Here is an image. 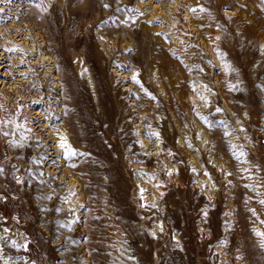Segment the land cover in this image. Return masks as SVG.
Segmentation results:
<instances>
[{"label":"rangeland","instance_id":"1","mask_svg":"<svg viewBox=\"0 0 264 264\" xmlns=\"http://www.w3.org/2000/svg\"><path fill=\"white\" fill-rule=\"evenodd\" d=\"M263 43L264 0H0V264H264Z\"/></svg>","mask_w":264,"mask_h":264},{"label":"bare ground","instance_id":"2","mask_svg":"<svg viewBox=\"0 0 264 264\" xmlns=\"http://www.w3.org/2000/svg\"><path fill=\"white\" fill-rule=\"evenodd\" d=\"M139 3H140V2H139ZM190 10H191V9H190ZM187 12H188V11H187ZM188 14H189V13H188ZM197 14H198V13H197ZM188 16H189V15H188ZM193 16H194V15H193ZM190 18H191V17H190ZM196 18H197V16H196ZM169 19H171V18H169ZM192 20H193V18H192ZM197 20H200V18L197 19ZM198 24H199V23H198ZM171 25H172V24H170V26H171ZM195 26H196V25H195ZM199 26H200V25H199ZM209 26H210V24H209ZM199 28H201V27H199ZM202 28H203V27H202ZM205 28H206V27H205ZM208 28H209V27H208ZM211 28H212V26H211ZM214 28H215V27H214ZM195 29H197V28H195ZM209 29H210V28H209ZM18 30H19V29H18ZM197 31H198V30H197ZM204 31H205V29H203V32H204ZM206 31H207V30H206ZM215 31H216V30H215ZM203 32H202V33H203ZM17 33H18V32H17ZM210 33H211V32H210ZM215 33H216V32H215ZM198 34H199V33H198ZM203 34H204V33H203ZM208 34H209V30H208ZM101 35H102V33H101ZM171 35H172V34H171ZM199 35H200V34H199ZM214 35H215V34H214ZM172 36H173V35H172ZM172 36H171V37H172ZM206 36H208V35H206ZM209 36H211V34H209ZM212 36H213V35H212ZM101 37H102V36H101ZM203 37H204V35H203ZM205 39H206V37H205ZM208 39H209V37L207 38V40H208ZM210 39H211V37H210ZM261 39H263V38L261 37ZM16 40H17V39H16ZM201 40H202V39H201ZM212 40H214V39L212 38ZM43 41H44V40H43ZM43 41H42V42H43ZM175 41H177V40H175ZM261 41H262V40H261ZM34 42H35V41H34ZM109 42H110V41H109ZM170 42H171V39H170ZM172 42H174V40H173ZM203 42H204V41H203ZM206 42H207V41H206ZM209 42H210V41H209ZM213 42H214V41H213ZM16 43H17V42H16ZM111 43H112V42H111ZM111 43H110V44H111ZM117 44H118V43H117ZM175 44H176V43H175ZM211 44H213V43H211ZM263 44H264V43H263ZM21 45H22V44H21ZM27 45H28V44H27ZM111 45H112V44H111ZM122 45H123V44H122ZM24 46H25V45H24ZM108 46H109V44H108ZM113 46H116V45H113ZM123 46H124V45H123ZM208 46H211V45H208ZM212 46H213V45H212ZM26 47H27V46H26ZM17 48H18V47H17ZM207 48H208V47H207ZM15 49H16V48H15ZM19 49H20V48H19ZM19 49H18V50H19ZM173 49H174V48H173ZM175 49H176V48H175ZM42 50H43V49H42ZM214 50H215V49H214ZM24 51H25V50H24ZM45 51H46V50H45ZM173 51H174V50H173ZM211 51H212V50H211ZM214 52H215V51H214ZM216 52H217V51H216ZM216 52H215V53H216ZM48 53H49V52H48ZM43 55H44V54H43ZM48 55H49V54H48ZM49 57H50V56H49ZM42 58H45V59H46L45 56L42 57ZM74 59H75V58H74ZM76 59H77V58H76ZM80 59H81V58H80ZM41 61H42V60H41ZM78 61H79V60H78ZM17 62H19V61H17ZM82 62H84V61L82 60ZM79 63H80V61H79ZM0 64H1V63H0ZM19 68H20V67H19ZM26 68H27V67H26ZM83 68H85V67H83ZM20 69H21V68H20ZM20 69H19L18 71H20ZM24 69H25V68H24ZM29 69H30V68H29ZM9 70H10V68H9ZM22 70H23V69H22ZM28 71H29V70H28ZM81 71H82V70H81ZM221 71H222V70H221ZM0 72H1V71H0ZM2 72H3V71H2ZM8 73H9V71H8ZM87 73H88V72H87ZM25 74H26V73H25ZM89 74H90V73H89ZM89 74H88V75H89ZM11 75H12V74H10V77H11ZM0 76H1V75H0ZM218 76H219V75H218ZM218 76H217V77H218ZM88 77H89V76H88ZM158 77H159V76H158ZM11 78H12V77H11ZM13 78H14V77H13ZM15 78H16V77H15ZM20 78H21V76H20ZM24 78H25V77H24ZM89 79H90V78H89ZM157 80H158V78H157ZM7 81H8V80H7ZM59 81H60V80H59ZM87 81H88V80H87ZM159 81H160V80H159ZM159 81H158V82H159ZM88 82H89V81H88ZM2 83H3V81H2ZM7 83H8V82H7ZM7 83H6V84H7ZM91 83H93V82H91ZM219 83H220V82H219ZM8 84H9V83H8ZM13 84H14V83H13ZM15 84H16V83H15ZM19 84H22V82L19 83ZM58 84H59V83H58ZM164 84H165V83H164ZM164 84H162V85H164ZM166 84H167V83H166ZM166 84H165V85H166ZM10 85H11V84H10ZM176 85H177V84H176ZM176 85H175V86H176ZM13 86H14V85H13ZM173 86H174V85H173ZM177 86H178V85H177ZM21 87H22V86H21ZM165 87H167V86H165ZM171 87H172V86H171ZM177 88H178V87H177ZM16 89H17V88H16ZM19 89H20V88H19ZM161 89H162V88H161ZM11 90H14V89L12 88ZM23 90H24V89H23ZM162 90H163V89H162ZM164 90H165V89H164ZM7 91H8V90H7ZM19 91H22V90L20 89ZM175 91H176V90H175ZM179 91H180V90H179ZM222 91H223V90H222ZM9 92H10V90H9ZM11 92H12V91H11ZM16 92H17V91H16ZM164 92H165V91H164ZM169 93H170V92H169ZM169 93H168V94H169ZM175 93H176V92H175ZM221 93H222V92H221ZM8 94H9V93H8ZM168 94H167V95H168ZM6 95H7V94H6ZM165 95H166V94H165ZM222 95H223V94H222ZM170 96H171V94H170ZM187 96H188V94H187ZM26 97H27V96H26ZM171 97H172V96H171ZM178 97H179V96H178ZM181 97H182V96H181ZM33 98H34V97H33ZM21 99H22V98H21ZM26 99H27V98H26ZM31 99H32V98H31ZM34 99H35V98H34ZM37 100H38V99H37ZM37 100H36V101H37ZM31 101H32V100H31ZM26 102H27V101H26ZM33 104H34V103H33ZM38 106H39V105H38ZM33 108H34V107H33ZM33 108H32V109H33ZM36 109H37V108H36ZM147 109H148V108H147ZM170 109H171V108H170ZM35 111H37V110H35ZM41 113H42V112H41ZM39 116H40V113H39ZM40 117H41V116H40ZM31 121H32V120H31ZM44 121H45V120H44ZM45 122H46V121H45ZM45 122H44V123H45ZM61 122H62V121H61ZM47 123H48V122H47ZM49 123H50V122H49ZM58 123H59V122H58ZM58 123H57V124H58ZM63 123H64V122H63ZM57 124L54 126V130H53L54 133L52 132L53 134H55L56 132L60 131L61 128H62V126H60V127H61V128H60ZM31 125H33V124H31ZM63 125H65V124H63ZM43 126H44V125H43ZM46 126H47V125H46ZM50 126H51V125H50ZM59 128H60V129H59ZM64 128H65V127H64ZM66 128H67V126H66ZM47 129H51V128H47ZM198 129H199V127H198ZM50 131H52V130H50ZM66 131H67V129H66ZM185 131H186V130H185ZM61 132H62V131H61ZM61 132H59V133H60L59 135H61ZM63 132H65L64 129H63ZM64 134H65V133H64ZM57 135H58V134H57ZM65 135H66V134H65ZM50 136H51V135H50ZM185 136H186V135H185ZM54 137H55V135H54ZM54 137H53V138H54ZM58 137H60V136H58ZM61 137H63V135H61ZM68 137H69V136H68ZM181 137H182V136H181ZM63 138H64V137H63ZM183 138H186V137H184V135H183ZM183 138H180V140H181L182 142H183V140H184ZM55 139L58 140L56 137H55ZM59 140H60V139H59ZM68 141H69V140H68ZM141 141H143V139H142ZM143 142H144V141H143ZM68 143H69V142H68ZM54 144H55V143H54ZM55 145H56V144H55ZM184 145H185V142H184ZM59 146H60V145H59ZM60 148H61V147H60ZM60 148H59V149H60ZM70 149H71V148H70ZM62 152H63V151H62ZM65 152H66V150L64 151L63 154H65ZM193 156H194V155H193ZM194 158H197V156L194 157ZM194 162H195V161H194ZM194 164H195V163H194ZM200 166H201V165H200L199 161L196 160V168H197L196 171H197V173H200V171H201V167H200ZM72 185H73V183H72ZM73 196H74V193H73ZM75 196H76V195H75ZM71 197H72V196H71ZM74 198H75V197H74ZM81 199H82V198H81ZM71 200H72V199H71ZM75 201H76V200H75ZM78 201H79V200H78ZM79 202H80V201H79ZM76 204H77V203L75 202V205H76ZM79 205H80V204H79ZM77 206H78V204H77ZM68 207H69V206H68ZM74 207H75V206H74ZM79 208H80V207H79ZM76 211H77V210H76ZM75 215H76V214H75ZM85 250H86V248H85ZM83 251H84V250H83ZM85 252H86V251H85ZM87 252H88V251H87ZM87 252H86V253H87ZM88 259H89V258H88Z\"/></svg>","mask_w":264,"mask_h":264},{"label":"snow or ice","instance_id":"3","mask_svg":"<svg viewBox=\"0 0 264 264\" xmlns=\"http://www.w3.org/2000/svg\"><path fill=\"white\" fill-rule=\"evenodd\" d=\"M42 4H43V0H41V6H42ZM104 6H105V7H108L107 4H105ZM200 10L203 11L202 8H201ZM191 11L195 12L196 9H191ZM133 79H135V77H133ZM62 141H63V138H62ZM60 146H61L62 148L68 147L67 144H66V141H63V142L61 143ZM69 154H71V155H75L76 153H75V152H72L71 149H69ZM242 154H243V153H241V155H242ZM2 172H3V169L0 168V173H2ZM229 175H231V174L229 173ZM261 203H264V201H261ZM5 231H7V229H5ZM258 235H260L262 238H264V233H258Z\"/></svg>","mask_w":264,"mask_h":264}]
</instances>
